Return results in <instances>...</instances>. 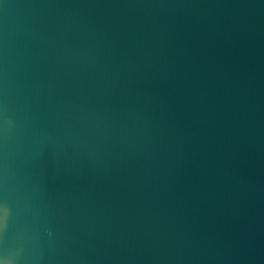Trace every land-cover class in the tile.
Listing matches in <instances>:
<instances>
[{
	"label": "water",
	"instance_id": "1",
	"mask_svg": "<svg viewBox=\"0 0 264 264\" xmlns=\"http://www.w3.org/2000/svg\"><path fill=\"white\" fill-rule=\"evenodd\" d=\"M0 264H264V0H0Z\"/></svg>",
	"mask_w": 264,
	"mask_h": 264
}]
</instances>
